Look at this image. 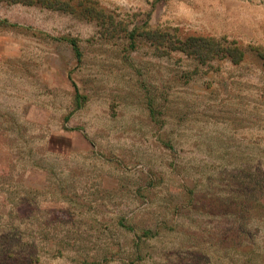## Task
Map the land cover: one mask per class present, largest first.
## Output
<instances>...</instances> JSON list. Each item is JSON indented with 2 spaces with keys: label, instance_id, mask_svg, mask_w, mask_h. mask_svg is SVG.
Instances as JSON below:
<instances>
[{
  "label": "rangeland",
  "instance_id": "obj_1",
  "mask_svg": "<svg viewBox=\"0 0 264 264\" xmlns=\"http://www.w3.org/2000/svg\"><path fill=\"white\" fill-rule=\"evenodd\" d=\"M263 52L264 0H0L8 264H210L204 238L264 235L235 206L264 181Z\"/></svg>",
  "mask_w": 264,
  "mask_h": 264
},
{
  "label": "trees",
  "instance_id": "obj_2",
  "mask_svg": "<svg viewBox=\"0 0 264 264\" xmlns=\"http://www.w3.org/2000/svg\"><path fill=\"white\" fill-rule=\"evenodd\" d=\"M197 39H193L192 41L195 42ZM70 43L72 45L73 50L76 53L77 58L80 57V51L78 47L76 46L75 42L73 39H70ZM198 44V45H197ZM196 47L193 50H187L190 53L194 54L195 56L200 57H214L218 54H221V56L225 55H230V57H240L241 53H238L239 51L237 48L231 49H225L223 47L221 48H215V49H210V47H207V49L203 48V44L205 43H198L197 42ZM206 45V44H205ZM205 51L207 54H202L199 52V50ZM241 52V51H240ZM261 58L263 59L264 62V52L259 54ZM202 58V59H203ZM201 59V58H200ZM235 59V58H233ZM148 107H149V115L151 118H154V108L152 105V100L148 101ZM163 146L166 148L172 147V144L170 143V140H166L163 143ZM202 183L203 181L200 179L199 181ZM262 189H259L257 191V195L247 201L241 200V202L235 200V206L238 207V211L241 212L245 217H248L251 221L256 222V225H252L249 221L246 222V225L248 228L251 230L253 229L254 231L257 228H260L261 226H264V181L261 186ZM21 200H27L26 197H24L23 194H19ZM199 203H202L203 207L206 208L208 213H215L218 215V213L223 214L225 213L227 209V202L223 201L221 197H216L210 195L208 198H202L198 201ZM198 208V207H197ZM198 210L202 211L203 208H198ZM257 215H259L257 217ZM0 226H4V223H0ZM224 228H222L223 230ZM205 242V247L209 244L210 246L215 249L214 254H209L210 249H207L209 247H204L200 248L202 252L200 251L201 256H205L206 260H210V264H245V260H242V256H250L253 254V251H256L258 255L261 256V258H264V235H260V232L257 231V235L251 234L247 235L245 237H242V235L238 234H229L226 235H220V237H215V239L211 240L210 243L207 241L210 238H204ZM18 239H16L15 236L13 235H5L4 233L0 232V264H8L11 261L15 262V259L17 258L18 253L17 251V244ZM200 241V239H199ZM199 248V247H198ZM211 248V247H210ZM197 255V254H196ZM199 256V257H201ZM214 256V257H213ZM31 255L26 254L24 256V261L27 262V264L30 263ZM213 258V261H212Z\"/></svg>",
  "mask_w": 264,
  "mask_h": 264
}]
</instances>
